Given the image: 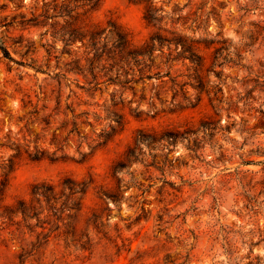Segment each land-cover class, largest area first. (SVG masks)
Instances as JSON below:
<instances>
[{
  "label": "rangeland",
  "instance_id": "obj_1",
  "mask_svg": "<svg viewBox=\"0 0 264 264\" xmlns=\"http://www.w3.org/2000/svg\"><path fill=\"white\" fill-rule=\"evenodd\" d=\"M14 155L0 210L43 211L0 216V264H264V0H0ZM67 177L61 219L33 189Z\"/></svg>",
  "mask_w": 264,
  "mask_h": 264
},
{
  "label": "trees",
  "instance_id": "obj_2",
  "mask_svg": "<svg viewBox=\"0 0 264 264\" xmlns=\"http://www.w3.org/2000/svg\"><path fill=\"white\" fill-rule=\"evenodd\" d=\"M1 48L10 60H15L9 53L6 46L1 45ZM171 134L172 133H166L162 138L166 139L169 143L174 142L170 137ZM29 156L34 160L42 157V155H39L38 152L29 153ZM15 166L16 161L14 155L9 158L7 165L3 166V168L8 169L0 177V199L4 196L9 181V174ZM86 190L87 185L85 182H79L71 177H67L63 182V188L59 192L56 190L55 185L51 183L43 182L36 184L33 189V197L37 203L45 201L48 209L53 211V216L64 219L65 217L62 214H64L65 211H69L67 216L71 217L74 213L80 210L82 198ZM42 211L43 210L39 209V207L35 204L28 203L24 199H20L16 205L8 206L4 211L0 210V216L7 218L9 221H13L15 217L21 216L31 228L32 225L29 221L32 218H37L39 220ZM46 236H48V234H46ZM27 253L28 251H24L21 253V257H26Z\"/></svg>",
  "mask_w": 264,
  "mask_h": 264
}]
</instances>
